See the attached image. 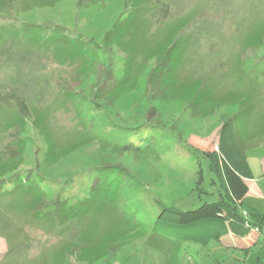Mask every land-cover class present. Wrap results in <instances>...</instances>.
<instances>
[{"label": "rangeland", "instance_id": "374dc122", "mask_svg": "<svg viewBox=\"0 0 264 264\" xmlns=\"http://www.w3.org/2000/svg\"><path fill=\"white\" fill-rule=\"evenodd\" d=\"M124 80L134 87L118 99L99 91ZM75 94L87 101L83 113ZM82 114L112 138L125 129L129 146L155 137V152L79 149ZM230 119L264 191V0H0V264H85L86 246L120 237L132 243L108 246L92 264H264V248L244 254L248 237L204 248L149 230L157 200L182 211L219 201L218 176L195 153L215 152ZM97 163L135 175L141 188L126 196L149 229L107 207L81 220L41 215L53 201L85 200ZM246 205L264 214L262 197L252 193Z\"/></svg>", "mask_w": 264, "mask_h": 264}, {"label": "trees", "instance_id": "16d2710c", "mask_svg": "<svg viewBox=\"0 0 264 264\" xmlns=\"http://www.w3.org/2000/svg\"><path fill=\"white\" fill-rule=\"evenodd\" d=\"M58 27L60 28V26ZM113 31L114 30L111 31L112 34ZM111 33L110 36H112ZM108 36L109 34L107 35V38L109 39L110 36ZM116 41L117 40H115V42ZM95 50L96 57L99 59L101 56V52H99L100 47L96 46ZM86 62L88 65L91 64L89 61ZM81 72H87V69L84 67ZM169 79L170 80L167 84L170 86L173 81L170 76ZM89 82H91V79H85L84 84ZM134 83L135 82L130 83L129 81L124 80L123 82H116V84L112 87H105L101 85L99 91L105 96V99H118L122 96L127 86L133 88L134 86L131 85ZM175 88L176 83L173 85V90H175ZM171 95V92H169L168 97ZM196 96L197 92L190 99L193 101L196 99ZM75 97L77 99L76 94ZM86 102L87 101L81 102L77 99L76 104L78 105L80 113H83L82 110L85 108L84 105ZM95 104L98 105L97 110L100 111L103 109L98 102ZM83 115L84 114H82V117ZM92 118L93 117L90 114H86L82 118V122L85 125L83 136H85L86 141L79 147V149H85L88 146L90 147L91 145L93 146L96 144L106 153H129L135 157L150 156V154L155 152L154 146L157 142L155 137H152L150 143L145 147H136L134 145L129 146L127 144V140L124 139L126 133L125 129H121L118 133L119 135L112 138V133L104 132L93 126L94 124ZM92 126L101 131V133L98 132V134H96ZM33 128V131H35L36 128L40 129V126H34ZM40 130L38 131L40 132ZM104 133L105 135H108L105 136ZM218 135L217 150L215 152L195 153V155L198 156V160L207 158L210 163V170L218 176L223 194H221V197L217 202L201 205V207L195 210L182 211L181 209L165 205L157 200V203L161 205V212L156 222L153 223L154 225L152 224L149 229L148 225L144 224L140 218V220L137 218L136 213L133 211V208H131L132 204L128 203L130 198L126 196L128 192H133L134 190H139L141 188V186H135V175L133 176L131 172H127L121 167L108 166L107 168H100V166L97 167V163L95 168L96 170L93 174V178L95 180L97 179V182L95 183L93 189L90 190V193L85 200H79L74 204L66 202L63 203L62 200L53 201V206H44L41 215L51 219L60 218L61 221L63 220L62 217L67 215L69 216L68 221L76 219L81 220L94 210L105 209L107 207L113 212L118 210L122 211V215L119 217L123 224L125 223L138 230L146 229L147 227V229H149L154 236L176 242L178 245L189 244L208 248L210 245L215 243L219 245L220 248H226L222 241L223 238L233 235L244 239L255 231L260 234V237L255 245L244 250V254L249 251L263 249L264 219L262 218L261 220H258L257 215L248 212L246 206L245 208H242L243 201L249 193V187L245 181L253 179L254 176L244 147L238 140L234 120L230 119L225 121L222 124ZM65 155V157H67V154ZM92 164L90 166L95 165ZM34 171L37 172L36 170ZM197 174L199 177V183L201 175L200 170ZM66 176L69 179L73 178L71 175ZM45 181H47L46 177L43 178V183ZM42 192L44 196L49 195H46L47 193L45 190ZM248 215L253 216V218L257 221L251 220ZM114 243H116L114 246L116 248L119 245H128L132 243V240L130 237H120L117 240L108 239L105 242L101 241L96 248L86 246L79 254V256H81V261L83 263L86 261L87 263L85 264H92L96 263L98 259L104 258L106 255L109 256L111 248L107 249V247L110 245L112 247ZM176 262L178 264V260L172 261L173 264Z\"/></svg>", "mask_w": 264, "mask_h": 264}, {"label": "crops", "instance_id": "0c3cea01", "mask_svg": "<svg viewBox=\"0 0 264 264\" xmlns=\"http://www.w3.org/2000/svg\"><path fill=\"white\" fill-rule=\"evenodd\" d=\"M253 172V171H252ZM253 176H254V173H253ZM263 179H264V176H263ZM246 182V184L248 185V187H249V193H248V195L247 196H250L252 193H254V194H256V195H258L259 196V198H264V191L263 190H260V186H259V183H257L256 182V179H255V176L253 177V179H251V180H246L245 181ZM250 194V195H249ZM246 196V197H247ZM246 209L248 210V212H250V213H252V214H255V215H257V219L258 220H261L262 218L264 219V214L262 213V212H260L258 209H256L254 206H248V205H246ZM249 216V215H248ZM250 217V216H249ZM255 221H257L256 219H255ZM264 221V220H263ZM233 235H229V236H227V237H225V238H229V239H225V241H224V244H225V246H226V248L228 247V248H230V247H232V244H231V242H232V240H233V237H232ZM259 237H260V234L259 233H257V232H252L249 236H248V238L247 239H249V246L247 247V248H250V247H252L253 245H255L256 244V242L258 241V239H259ZM238 238V237H237ZM239 239H241V238H239ZM245 239V238H244ZM223 241V240H222ZM228 243H230V244H228ZM247 248H245V249H247ZM245 249H243V250H245Z\"/></svg>", "mask_w": 264, "mask_h": 264}]
</instances>
